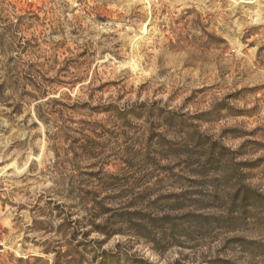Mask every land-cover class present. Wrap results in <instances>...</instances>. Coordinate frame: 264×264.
Returning <instances> with one entry per match:
<instances>
[{"label":"rangeland","instance_id":"rangeland-1","mask_svg":"<svg viewBox=\"0 0 264 264\" xmlns=\"http://www.w3.org/2000/svg\"><path fill=\"white\" fill-rule=\"evenodd\" d=\"M0 264H264V0H0Z\"/></svg>","mask_w":264,"mask_h":264}]
</instances>
